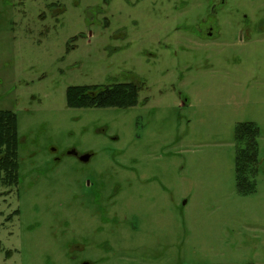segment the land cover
<instances>
[{"label": "rangeland", "instance_id": "obj_1", "mask_svg": "<svg viewBox=\"0 0 264 264\" xmlns=\"http://www.w3.org/2000/svg\"><path fill=\"white\" fill-rule=\"evenodd\" d=\"M208 1L0 0V111L16 115L19 163L18 186L0 187V264H264V0ZM207 24L213 41L196 36ZM107 77H138L146 106L66 107L68 87ZM238 123L259 129L246 197ZM73 146L98 154L51 170ZM88 181L105 197L117 185L115 206Z\"/></svg>", "mask_w": 264, "mask_h": 264}, {"label": "trees", "instance_id": "obj_2", "mask_svg": "<svg viewBox=\"0 0 264 264\" xmlns=\"http://www.w3.org/2000/svg\"><path fill=\"white\" fill-rule=\"evenodd\" d=\"M137 96L138 90L127 85L112 89L104 86H72L65 91V105L67 108L126 109L137 104ZM258 137L259 129L254 123H238L233 130L235 191L242 197L255 192L253 179L257 174ZM18 184L17 119L13 112L0 111V187L16 188Z\"/></svg>", "mask_w": 264, "mask_h": 264}, {"label": "flooded vegetation", "instance_id": "obj_3", "mask_svg": "<svg viewBox=\"0 0 264 264\" xmlns=\"http://www.w3.org/2000/svg\"><path fill=\"white\" fill-rule=\"evenodd\" d=\"M208 2L213 5L212 8L214 9V11H217V9H219L225 5L226 0H209ZM213 21L215 23V19H213ZM208 25L209 24H207V26ZM212 29H213V27L208 26V29L206 31H203L202 33L199 32L198 35H196V36H198V37L207 36V38H208L207 41H213V39L211 37ZM200 34H201V36H200ZM105 80L106 81L102 86L109 88V89H112L114 87L116 88L118 85L119 86L127 85V86H129V88H132L133 90H135V89L139 90V92H141V89H142L138 77H107ZM147 102H148L147 100H144L140 104H138L137 106L131 107V109L130 108L124 109V108H117V107L89 108V109L69 108V109L70 110H76V111H83V110L87 111V110H92V109H94V110H111V111L114 110V112H118V113L132 111V112L136 113V111H138V109L144 108L146 106ZM91 124H92L93 128H96L94 131L95 134L100 135V136H104L109 142L115 143V142L119 141V138L115 137L116 134H114L115 136L109 135L110 129H109V126L105 122L99 123V121L97 119H95L91 122ZM133 126L135 129H137L135 127L136 126L135 123L133 124ZM139 133H140V130H138V134L135 135L136 139L139 138V136H138ZM97 154H98L97 152L92 151V148H87L85 151H79L77 146L69 147L68 149H64L61 153L60 152L56 153V155L52 157L53 163H52V167H50V169L55 170L56 168L61 166L65 162L64 159H66V158L77 163L78 165L84 167V166L89 165L96 158ZM101 177H102V175H100V178ZM87 185H89V187L94 188L93 195L95 198L100 199V192H101L102 198H104L103 202L104 201H106V202L112 201L111 205L113 207L115 206L113 201L118 195V191H117L118 186L117 185L114 187V190L110 194L109 197H105L106 189H104L105 187L103 184L98 185V189L100 190V192H97L95 190V187H93L94 186L93 182L88 181ZM81 264H92V263L84 262Z\"/></svg>", "mask_w": 264, "mask_h": 264}]
</instances>
